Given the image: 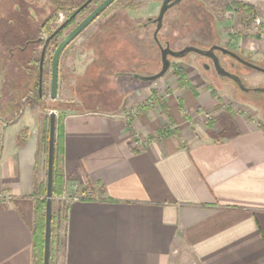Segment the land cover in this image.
<instances>
[{
	"label": "crops",
	"instance_id": "1",
	"mask_svg": "<svg viewBox=\"0 0 264 264\" xmlns=\"http://www.w3.org/2000/svg\"><path fill=\"white\" fill-rule=\"evenodd\" d=\"M242 1L235 28L245 32L229 42L264 62V0ZM134 80L65 98L56 135L67 221L55 264H264V127L236 113L237 135L220 137L216 124L211 136L205 115L218 101L188 63ZM154 92L164 107L146 105ZM19 110L0 118V264H35L47 189L43 118ZM86 187L91 198L69 200Z\"/></svg>",
	"mask_w": 264,
	"mask_h": 264
},
{
	"label": "rangeland",
	"instance_id": "2",
	"mask_svg": "<svg viewBox=\"0 0 264 264\" xmlns=\"http://www.w3.org/2000/svg\"><path fill=\"white\" fill-rule=\"evenodd\" d=\"M233 1H199L203 4L205 10H198V12L194 10L188 14L189 40L193 39L205 43L214 40L228 45V42L233 40L235 36L244 33V30H236L235 28L236 22H243V12L228 8ZM236 1L242 2V0ZM26 5L32 6L35 17L31 16L30 11H27ZM189 5H192L190 1ZM16 6L20 8L17 11ZM154 6V3H150V0H117L105 15L84 30L66 48L61 59L62 69H70L74 73H60L59 95L56 99H51L49 95L50 73H44L43 89L41 92L39 91L38 59L43 43L31 42L25 50H22V48L27 41L37 40L39 37H42L43 40L47 39L56 26L72 10L74 0H0V118L3 121H10L20 114L19 108L24 106L28 108V112L33 113L38 118H43L45 131L44 152L47 156L50 113L54 111L57 122H59L67 107L65 98H70V100L73 98L79 100L80 97L87 99V94L91 91L96 92L97 96L101 98L107 94L106 92L112 85L119 84L123 89H129L131 86L136 85L133 78L126 76L122 78L119 73L113 71L124 70L129 72L135 65L144 74L156 73L161 69L162 63L159 55H153L155 53L151 50L153 46H149L152 42H146L150 50L145 45L140 49L139 45L134 42L140 31L136 30L131 34H126L129 31H134L133 27H138V24L146 21L148 16L155 15L157 10ZM22 14L24 15L23 18ZM112 14H115V20L119 21V30L117 31L107 30L111 26H106L104 23ZM175 16L174 13L170 14L171 18ZM26 17L27 22L21 20ZM49 19H51L48 24L49 29L42 28V23H45L46 26ZM248 26L251 27L250 30L255 28L254 24L253 27ZM122 29L125 31L124 40L122 38L117 40L119 38L118 31ZM173 32L177 35L176 37H179V30ZM128 39L131 43L127 42ZM176 46L178 47V45ZM233 47L240 50L238 47ZM54 48L55 43H51L47 50L46 62L49 69ZM250 58L255 64L264 67V62L255 60L252 56ZM196 59V56L192 53L188 59L189 69L195 73L202 84L213 90L212 95L218 101L215 110L205 115L207 125L213 123L212 127H214V125L219 124L216 119L227 110H231L234 115L237 113L264 127V96L256 95L257 99L254 100L253 97L247 96L225 83L211 82L199 63L195 61ZM144 62L147 63L142 64ZM181 63L186 65V63L177 60L174 65L177 66ZM77 71L84 73H78ZM244 72H246L245 77L248 86L264 88V72L252 68H245ZM95 83L97 84L95 85ZM155 99L156 103L154 104L152 102ZM98 100L100 101V99ZM88 104L93 105L89 101ZM160 104L164 105L158 97L146 99V105L148 106L155 107ZM185 112L186 110H184L185 115H189ZM17 126L18 124L12 126V129ZM10 131L8 132L10 133ZM44 187L46 188V183L41 187L42 201L46 198ZM64 189L65 177L62 195L54 197L55 235L51 252L52 264H55L58 260L59 253L55 241L59 230H61V227L64 228L65 224L62 221L64 211H59L64 207L60 203ZM36 263L40 264V257L36 260Z\"/></svg>",
	"mask_w": 264,
	"mask_h": 264
},
{
	"label": "flooded vegetation",
	"instance_id": "3",
	"mask_svg": "<svg viewBox=\"0 0 264 264\" xmlns=\"http://www.w3.org/2000/svg\"><path fill=\"white\" fill-rule=\"evenodd\" d=\"M104 1L105 0H74V7L72 8V10L64 18V20L59 25L56 26L54 31L50 34V35L54 34V36L50 40L48 47L46 49L45 59L43 63V76H44V73H50V79H51V66L49 69L47 62H46L47 50L49 46L51 45V43H55V48L53 50V53H54L57 45L63 40V38L66 37V35L71 30H73L76 26H78L81 22H83ZM116 1L117 0L113 1L84 30H86L88 27L93 25L101 16L105 15ZM189 1L191 2L192 5H189ZM199 1L201 0H150V3L152 2L154 3L155 5L154 7L157 10V13L153 16L152 15L148 16L146 21L138 24V27H133L134 31H129L126 34L128 33L131 34L132 32H135L136 30L140 31L138 38L135 41L134 40L133 41L139 45L140 49L142 46L145 45V47H148L147 49L150 50L149 46H153L151 49L152 51L155 52L153 53V55H156V54L159 55L161 59V63H162V50L163 49L170 48L172 50L179 51V50H183L184 48L188 46H194V47L200 48L205 51L204 54H197L195 52H191L181 58H174L173 56L169 55L168 57L172 61L171 68L175 67L174 62L176 60L182 61L184 63H188V59L193 53L197 58L195 61L199 63L200 67L203 69L204 73H206L207 78L211 80V82L225 83L227 84V86L232 87L235 90H238L247 96L253 97L254 100L257 99L256 95L264 96L263 92L254 91L253 88L248 86L246 82V77H245L246 72H244V69L251 68L248 65L249 63L255 64L251 60L249 55H246L241 50L234 48L230 44V42H228V45H227V44H222L221 42L214 41V40L208 43L197 42L196 40H193V39L189 40L188 14L194 10H196L197 12L198 10L200 11L205 10V8H203V4H201ZM243 4H246V3H243ZM26 7H27V11H30L32 13L31 16L35 17L33 10H32L33 9L32 6L26 5ZM163 7H167V9L165 11V14L162 20L158 21L157 18L160 15V12ZM240 8L246 9V6L245 7H234L235 10H238ZM15 9L17 11V9H20V8L19 6H16ZM171 13H174L176 16L174 18H171L170 17ZM21 16L22 18L24 17L23 14ZM21 20H24V21L26 20L27 22V17ZM104 23L106 26H109V25L111 26L107 28V30H112V31L119 30V21L115 20V14H112L111 16H109L105 20ZM44 27H45V23L44 24L42 23V28ZM174 30H179L180 32L179 37H176L177 35L174 34L173 32ZM141 31H144V32H141ZM124 32H125L124 29L118 31L119 38H117V40H120L121 38L124 40V34H125ZM148 37L149 39H147ZM45 40H43L42 37H39L37 40L27 41L26 45L22 48V50H25L31 42L43 43L42 49L39 55V59H38L39 73H40V58H41V53H42V50L45 44ZM127 42L131 43L130 39H128ZM146 42H152L153 44L151 43L148 46ZM176 45H178V47ZM61 59H62V56H61ZM61 59L59 63V86H60V73H74L70 69L68 70L62 69ZM51 62H52V59H51ZM145 63L147 62H144L142 64H145ZM113 72L119 73V76H122V77L127 76L126 75L127 73H133V74L138 73L141 75L153 74V73L144 74L140 72L139 67H137L136 65L133 66V69L129 70V72L124 71V70L122 71L118 70V71H113ZM129 77L133 79H138V78H135L133 75ZM96 84L97 83H95V85ZM50 86H51V80H50Z\"/></svg>",
	"mask_w": 264,
	"mask_h": 264
},
{
	"label": "water",
	"instance_id": "4",
	"mask_svg": "<svg viewBox=\"0 0 264 264\" xmlns=\"http://www.w3.org/2000/svg\"><path fill=\"white\" fill-rule=\"evenodd\" d=\"M113 1L115 0H105L101 3L83 22L71 30L66 37L57 45L51 62V86H50V97L51 99H56L59 93V63L62 53L67 48V46L79 35L84 29L97 17L99 16ZM167 7H163L157 20L161 21ZM62 28V27H61ZM54 34L50 35L46 40L41 53L40 58V73H39V91L43 88V63L45 59L46 49L48 44ZM213 49V48H212ZM191 52L197 54H204L205 51L194 47L188 46L183 50H172L166 48L162 50V67L161 69L150 75H141L138 73H127V76H134L143 82L149 83L162 78L171 68L172 61L168 57L169 55L174 58H181ZM251 68L264 72V67L249 63ZM240 82V81H239ZM254 91H260L264 93V88H253ZM50 125H49V145H48V172H47V191H46V211H45V241H44V256L43 264H51V244H52V220H53V184H54V159H55V143H56V127H57V117L56 113L52 111L50 113Z\"/></svg>",
	"mask_w": 264,
	"mask_h": 264
},
{
	"label": "trees",
	"instance_id": "5",
	"mask_svg": "<svg viewBox=\"0 0 264 264\" xmlns=\"http://www.w3.org/2000/svg\"><path fill=\"white\" fill-rule=\"evenodd\" d=\"M249 7L246 4H243L242 2L239 1H233V3L228 6L229 9L234 8V7ZM250 10V9H249ZM248 10V11H249ZM49 19L46 22V29H49ZM179 73H182V71H179ZM153 98L156 96V92L153 94ZM165 105H162L164 107ZM234 118V113L231 112V110H227L224 114L219 116L216 120L219 124L222 125L223 131L219 134L220 137H233L238 134V130L235 126V123L233 121ZM58 124V122H57ZM213 123L209 124L210 128V135L214 137L215 133L213 131ZM56 133H57V127H56ZM48 145H49V137L47 140V150H48ZM62 150H61V145L59 143V140L57 139L56 135V143H55V159H54V184H53V204H54V197L56 195H62V190H63V184H64V175L62 171ZM45 190V195H46ZM46 201L47 198H45L44 201L40 200L37 202V207H36V219H35V229H34V239H35V258L36 260L39 259L40 257V264H43V256H44V241H45V211H46ZM64 211V216L62 221L66 223L67 221V205H64L63 209L59 210ZM54 220H55V213H54V207H53V220H52V243L55 235V226H54ZM51 252H52V244H51ZM35 264H37L35 262ZM51 264H52V253H51Z\"/></svg>",
	"mask_w": 264,
	"mask_h": 264
},
{
	"label": "built area",
	"instance_id": "6",
	"mask_svg": "<svg viewBox=\"0 0 264 264\" xmlns=\"http://www.w3.org/2000/svg\"><path fill=\"white\" fill-rule=\"evenodd\" d=\"M150 102H152L150 100ZM152 103H156V101H153ZM135 114H137V110H133ZM75 188H78L77 186ZM94 195L93 191L90 189V188H84V190H82V192L80 193H75V195L71 196L69 198L70 201H78L80 199H88V198H91L92 196Z\"/></svg>",
	"mask_w": 264,
	"mask_h": 264
}]
</instances>
